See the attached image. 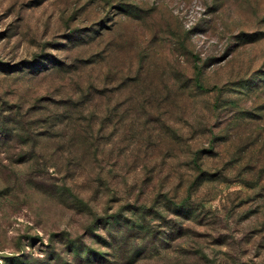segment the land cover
Returning a JSON list of instances; mask_svg holds the SVG:
<instances>
[{
	"label": "rangeland",
	"instance_id": "1",
	"mask_svg": "<svg viewBox=\"0 0 264 264\" xmlns=\"http://www.w3.org/2000/svg\"><path fill=\"white\" fill-rule=\"evenodd\" d=\"M0 264H264V0H0Z\"/></svg>",
	"mask_w": 264,
	"mask_h": 264
}]
</instances>
